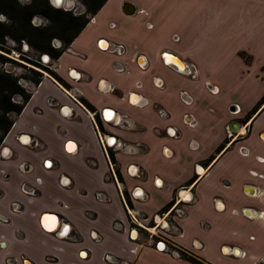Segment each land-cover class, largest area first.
Returning a JSON list of instances; mask_svg holds the SVG:
<instances>
[{
  "label": "crops",
  "instance_id": "0c3cea01",
  "mask_svg": "<svg viewBox=\"0 0 264 264\" xmlns=\"http://www.w3.org/2000/svg\"><path fill=\"white\" fill-rule=\"evenodd\" d=\"M125 1L136 6L134 14L123 12ZM110 42L123 43L124 54L116 56L107 50ZM261 50L264 0H106L66 50L54 58L53 71L60 79L43 75L0 145V216L6 219L0 221V264H192L164 251L162 243L154 247L150 240L129 234L116 186L105 179L108 163L93 116L77 99L81 96L98 110L109 107L130 114L140 127L133 132L110 130L148 147L147 153L117 155V159L123 165L136 163L149 173L150 180L143 184L148 200L135 207L153 215L192 176L196 161L215 154L231 120L230 107L237 106L245 114L264 96V65H259V71L252 69L254 54ZM163 52L188 66L193 64L197 78H186L164 64ZM144 61L146 68L139 66ZM116 64L123 70L118 71ZM160 64L162 71L156 69ZM71 69L81 78L71 74ZM155 78L162 81V87L153 85ZM182 80L186 83L181 88ZM101 81L108 88L98 87ZM205 82L216 86L218 93H209ZM240 89L243 97L252 92L244 103L240 96L230 95ZM132 91L144 105L128 106L118 98L119 93L125 97ZM182 91L192 98L188 107L180 101ZM155 105L167 110L171 118H159ZM183 113L197 124L189 135L185 132L180 144L160 140L152 133L153 128L170 125L186 130ZM263 116L264 104L250 136L225 150L196 184L195 201L185 206L186 216L179 221L182 235L174 242L207 264H256L254 259L264 256V179L249 173L264 171V162L254 158L262 155L256 147L263 146L260 138L264 133L259 132L264 120L257 125ZM21 135L25 140H20ZM191 141L199 149H190ZM164 144L173 151L171 157L163 156ZM241 144L248 156L239 153ZM182 150L188 155L184 164L179 156ZM156 176L163 183L161 189L152 184ZM62 178L72 184L64 187L67 183ZM246 185L256 190L255 196L245 193ZM21 187H35L37 195L27 196ZM150 193L164 196L154 202ZM95 194H101V199H95ZM216 197L224 205L223 211L215 209ZM16 204L21 211L14 210ZM246 208L256 215L243 216ZM116 221L122 223L121 230L115 229ZM57 222L69 224L79 241L55 237L46 226L54 229ZM234 250L237 255H232ZM244 253L252 259L241 258Z\"/></svg>",
  "mask_w": 264,
  "mask_h": 264
},
{
  "label": "flooded vegetation",
  "instance_id": "af4514ba",
  "mask_svg": "<svg viewBox=\"0 0 264 264\" xmlns=\"http://www.w3.org/2000/svg\"><path fill=\"white\" fill-rule=\"evenodd\" d=\"M49 3L52 6H54L51 0H49ZM61 6L62 4L60 6H54V7L60 8ZM2 17L3 19L1 21L5 20V16L3 14ZM92 17L93 15L90 16L89 21L92 19ZM37 21H38L37 16L36 15L33 16L32 23L34 24V22ZM103 44L106 45L104 41ZM103 44L101 45L103 46ZM52 45L55 48H60L62 42L61 40L59 41L53 39ZM68 45L64 47L63 51L66 50ZM106 49L116 56H121L126 51L125 45L120 42H110L107 44ZM43 54H47V53H43ZM43 54L41 55L42 62L48 64L47 67L53 70L55 65L54 59H51V57L47 54L49 58L47 60H44L42 57ZM161 57L164 64L171 66L173 69H175L177 72L181 73L182 75L186 76L187 74L191 76L192 79L197 78L196 68L193 64H190L188 66L186 63L181 62L182 67H180L179 64L177 63H166L165 58L162 54ZM139 66L142 68H146L147 64L144 61ZM30 67L39 70L37 67L33 65H31ZM116 67L118 71L123 70L121 64H116ZM70 73L77 76L79 75L78 78H81L79 72H76L75 70L71 69ZM45 74H50V73H45ZM83 77L87 78L88 76L84 75ZM57 81L63 83L62 80H57ZM74 81H79V80H74ZM83 81H87V80H83ZM19 84L23 88H25L26 92L28 93H31L36 86L33 84V82L24 85H22L19 82ZM100 84L101 86H106V88H108L107 83H105L104 81H101L98 87L100 86ZM153 85L160 88L163 86V83L159 78H155L153 80ZM206 87H207V91L212 95L218 93V88L214 85H211V83L207 84ZM70 90L71 89L66 91L68 92ZM114 91L115 90L112 89V92ZM118 98L120 100H124L128 106L135 107V106L144 105L143 99L135 91L128 93L125 97H123L122 93H119ZM179 98L182 104L186 107L192 104L191 96H189L188 93L185 91L179 93ZM18 99H21V97H18ZM77 102L83 108L87 109V111H89V113H91V115L93 116L96 132L98 134L99 141L101 142L100 143L101 148L108 163L107 164L108 172L105 176V179L107 181H113V183L116 186V189L119 194V198L121 200V203L123 205L127 217V221L129 225L128 226L129 234L132 233L133 235H137V237H144L145 240L146 239L150 240L151 244L154 247H156L157 244L162 243L164 251L170 253L174 252L178 254L180 257H181V253H185L189 256H193V254L190 251L182 248L181 246L177 245L174 242L175 237H179L182 235V230L179 225V221L186 216V212L184 211L185 210L184 208L185 206L190 205L195 201L194 188L196 184L203 177V175H205V173L209 170V168L215 163L218 157L229 147L243 142L241 141V139H244V137L242 136L246 134V131L247 132L248 130L250 131V126L252 125L254 119L258 116V113L261 111L262 105L264 103L261 104L259 107H256L255 105L248 113H245L244 115H240L242 114L241 110L236 106L232 105L231 107H234L236 111L232 112L230 109V112H232L237 116L239 115V117H235L234 119L230 120L227 123L225 137L222 143L217 147L215 154L213 153L206 159L196 161L193 165L192 176L187 181H185L183 185L175 189V193L173 194L171 200L155 214L148 215L143 213L142 211L137 210L135 204L139 202H145L146 200H148V197L145 196L147 193L144 194L143 191L144 188L143 184H145L148 180H150L149 173L145 168H143L142 166L136 163L127 162L125 163V165H123V163L117 159V155H120L121 157L123 156L128 157V155L133 156L135 154L147 153L148 147L145 146V144L143 143L126 140L121 136H119V134L110 130L112 128L119 132H124V131L133 132V131H139L140 127H138V125L135 123L134 119L131 117L130 114L124 112L121 113L109 107L98 110L94 108L91 104H89L87 101H85L81 96L80 99H77ZM52 104H54L53 101ZM154 109L159 118L167 119V120L171 118L170 113L164 108L155 105ZM108 113L111 114V117L108 116ZM233 120L236 121L240 126V129H238L236 132H232L229 129V126ZM182 124L185 127H188L189 129H193L196 127L197 123L190 114H184L182 116ZM241 129L242 130L244 129V131H241ZM238 131H240V133H238ZM152 133L155 134L156 137H158V139L160 140H169L173 143H178V144L181 143L183 137L185 136V133L183 132V130H181V127L177 125L176 126L170 125L164 128H153ZM225 139H227L226 142ZM262 139H264V135L262 136ZM20 140L21 141L25 140V135H21ZM189 148L193 150H197L199 149V145L195 141H191L189 143ZM240 151L243 156L249 155V151L244 147H241ZM161 152L164 157H171L173 155V151H171V149L166 144L162 145ZM254 158L255 161H257L258 163L264 162V159L259 156H255ZM249 173L253 177L261 176V174H258L256 171L250 170ZM37 181L39 182V179H37ZM62 181L64 183H67L64 187H69L72 184L66 178H62ZM152 184L156 189H161L163 187L162 181L157 176L152 178ZM244 188L246 194L252 196L256 195V190L252 186L246 185ZM246 188H250V189L252 188V192L254 194L250 192L251 191L250 189H246ZM21 192L27 196H36L38 191L35 187H30V189H25L24 187H21ZM1 196L2 193L0 191V197ZM95 199L97 200L101 199V194H95ZM213 203L217 211L220 212L224 210V205L220 202V198L216 197L213 200ZM14 206H16V208H14L15 211L18 212L21 211V206H19L18 204ZM244 210L253 211L247 208ZM244 210L241 212L243 216H247V217L253 216V215L244 214L243 213ZM262 213L263 212H261V214ZM46 218L44 220H46ZM262 218L264 219V217ZM0 221L6 222V219L0 216ZM44 225L46 226V224ZM114 227L117 230H121L122 223L120 221H116L114 223ZM46 228L50 232H53L55 237L68 239L73 242L79 241L80 236L67 223L57 222L56 227L54 229H50L47 226ZM234 251L237 252V250ZM232 253L235 254L234 252ZM109 257L111 258V261H113V257L111 256Z\"/></svg>",
  "mask_w": 264,
  "mask_h": 264
},
{
  "label": "trees",
  "instance_id": "16d2710c",
  "mask_svg": "<svg viewBox=\"0 0 264 264\" xmlns=\"http://www.w3.org/2000/svg\"><path fill=\"white\" fill-rule=\"evenodd\" d=\"M81 1L86 6L85 13L74 15L67 10L64 11L52 6L49 0H31L28 3H22L20 0H0V13L5 16V20H0V40L4 41L5 37H9L17 42L27 41L31 48L47 53L51 59H54L83 29L90 16L94 15L106 0ZM35 15L45 16L49 20V24L44 26L34 25L32 19ZM55 37H59L62 42L60 48H55L52 45ZM0 59L7 58L0 54ZM29 63L43 68L53 77L60 79L46 65L42 67L33 61ZM29 70L35 74L33 84L38 85L43 73L32 67H29ZM18 97H21V99H18ZM29 97L30 93L26 92L25 88L19 84L17 77L0 70V145L11 129L15 116L20 114ZM263 103L264 96L256 104V107ZM181 258L192 264H207L205 261L185 253H181Z\"/></svg>",
  "mask_w": 264,
  "mask_h": 264
},
{
  "label": "rangeland",
  "instance_id": "374dc122",
  "mask_svg": "<svg viewBox=\"0 0 264 264\" xmlns=\"http://www.w3.org/2000/svg\"><path fill=\"white\" fill-rule=\"evenodd\" d=\"M20 1L22 3H28L31 0H20ZM71 2H72V5H68V6H65V4L63 3L62 6L60 7V9H62L64 11L67 10L71 14H74V15H81V14L85 13L86 6L81 0H71ZM36 16L38 18V21L34 22V24L36 26H44L46 24H49V20L45 16H43V15H36ZM2 19H3V17H2V14L0 13V20H2ZM54 39L60 41L59 37H55ZM25 45H27V46H25ZM103 47H105V46H103ZM42 53H44V52L37 51V50L31 48L29 46V44L27 43V41L21 40L20 42H17V41H14L13 39H11L9 37H5L4 41L0 40V54H2L7 59H0V70L2 72H8L12 76L17 77V79L19 80V82L22 85L28 84V83H32L33 79L35 78V74L29 70V67L31 65H33V64L29 63V62L33 61V62L37 63L39 66H42V67H44V65L47 66L48 64L43 63L42 60H41ZM254 55H255V58H254V62H253L254 65H253L252 69H254L256 71H259V65L260 66L264 65V50H261V51H259L258 53L254 54ZM33 66H35V65H33ZM160 66H161V64L158 65L156 67V69L159 70V71H162V69H164V67H160ZM35 67H37L39 70H41L43 75H45V73H48L46 70H44L41 67H38V66H35ZM261 69H262V77H263V80H264V70H263L264 67H261ZM154 70H155V68H154ZM185 77L189 78V79H192V77L187 75V74H186ZM169 80H171V79H169ZM191 81H193V80H191ZM185 83H186V81L182 80V83L180 84L181 88L184 87ZM207 84H210V83L209 82H205L204 83V88L206 90H207V87H206ZM211 85H213V84L211 83ZM246 85L252 86L251 87V91L255 90V87H254L253 84L250 85L249 83H247ZM186 86L188 87V84ZM248 89L249 88L246 87L245 90H248ZM253 92H255V91H253ZM243 94H245L244 91H243ZM251 94H252V92H248L247 91V93L243 97V95L241 93V89H240L239 92H236L235 94L230 93L232 98L233 97L237 98L238 96H240V99L242 100V102L249 100L248 98L251 97ZM207 102H204L203 106H206ZM213 106H214L215 109L218 108V105L214 104ZM229 113H230V116H231V120L234 119L235 117H239V115L237 116V115L233 114L230 111H229ZM184 114H188V113H183V115ZM240 115H244V113L240 114ZM263 120H264V116L260 120L257 121V123H258L257 125H259ZM226 126H227V123L225 125V132H226ZM252 127L253 126L251 125L250 126V131L249 130H248V132L246 131V134L242 136V137H244V139H241V141H244L245 139H247L250 136ZM189 130L190 129L187 127V129L183 130V131H184V133L188 132L187 135H189ZM238 133H240V131H238ZM260 133H264V129L261 128L259 134ZM263 135L264 134H262L261 138H260V140L263 141V142L261 141L263 146L262 147H259V146L256 147L257 151L260 152V154H262V155H256V156H260L261 158L264 159V144H263L264 143V139H262ZM257 138H259V135H257ZM226 141H227V139H225V142ZM241 147H245V146H243L242 144L239 145V153L240 154H241V151H240ZM179 156H180V161H182V164H184L188 160V155L183 150H182V152H181V154ZM163 169L166 170V168H164V167H163ZM258 177L264 179V171L261 174V176H258ZM162 196H164V193H160V197L157 196V195L154 196L153 194L150 193V197L152 198V200H154V202H157L159 198L160 199L162 198ZM142 210H143V208H142ZM146 213H148V211ZM223 252L226 253L225 250H223ZM232 255H234V254H232ZM241 258H243V259H252V257L248 256L245 253H244L243 257H241ZM254 262L256 264H264V256L261 255V256L256 257L254 259Z\"/></svg>",
  "mask_w": 264,
  "mask_h": 264
},
{
  "label": "water",
  "instance_id": "95a60500",
  "mask_svg": "<svg viewBox=\"0 0 264 264\" xmlns=\"http://www.w3.org/2000/svg\"><path fill=\"white\" fill-rule=\"evenodd\" d=\"M51 1L54 6H60L62 4V0H51ZM122 10L126 14H134L137 11L136 6L132 2H129V1L123 2ZM162 55L164 56L166 63H177L179 64L180 67H182L181 62L178 59H175V57H173L171 54L167 52H163ZM42 57L44 60H47L49 58L47 54H43ZM168 57H171V60ZM231 111L235 112L236 109L234 107H231ZM229 129L232 132H236L238 129H240V126L236 121L233 120L229 126ZM246 189H250V188H246ZM250 190H251L250 192H252V188ZM243 213L247 215H253V216L256 215L254 211H249V210H244ZM234 253L237 255V252L234 251Z\"/></svg>",
  "mask_w": 264,
  "mask_h": 264
},
{
  "label": "bare ground",
  "instance_id": "6f19581e",
  "mask_svg": "<svg viewBox=\"0 0 264 264\" xmlns=\"http://www.w3.org/2000/svg\"><path fill=\"white\" fill-rule=\"evenodd\" d=\"M65 4V6L72 5L71 0H62V4Z\"/></svg>",
  "mask_w": 264,
  "mask_h": 264
}]
</instances>
